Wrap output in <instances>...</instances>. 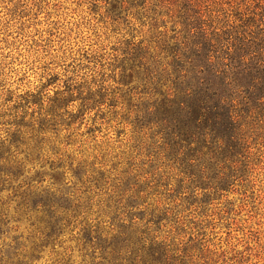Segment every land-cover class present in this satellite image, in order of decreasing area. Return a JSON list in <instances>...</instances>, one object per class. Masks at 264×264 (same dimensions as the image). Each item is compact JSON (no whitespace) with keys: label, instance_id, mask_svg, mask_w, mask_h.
<instances>
[{"label":"trees","instance_id":"16d2710c","mask_svg":"<svg viewBox=\"0 0 264 264\" xmlns=\"http://www.w3.org/2000/svg\"><path fill=\"white\" fill-rule=\"evenodd\" d=\"M207 1L131 0L137 19L148 25L147 39L125 42L114 61L122 85L135 75L139 86L132 92L116 97L102 82L86 81L74 98L73 90L45 94L44 85L2 112L0 125L9 127L0 135V191L15 190L22 212L34 213L46 230L29 251L18 238L0 244V264H34L49 239L63 232L55 224L63 220L66 227L92 208L96 223H84L80 232L86 239L104 236L99 248H108L109 258L89 264L218 263L204 243L185 241L166 222L173 208L197 202V191L230 184L238 158L264 122V0L232 14H214ZM118 99L132 146L144 157L140 165L112 174L105 162L65 160L60 151L76 141L75 125L105 105L117 106ZM72 101L79 103L75 109ZM46 180L51 187L43 190L74 188L80 196L37 197L34 190ZM59 200L67 204H55ZM6 225L0 219V236Z\"/></svg>","mask_w":264,"mask_h":264},{"label":"rangeland","instance_id":"374dc122","mask_svg":"<svg viewBox=\"0 0 264 264\" xmlns=\"http://www.w3.org/2000/svg\"><path fill=\"white\" fill-rule=\"evenodd\" d=\"M207 3L214 14H232L234 10L251 9L255 0H208ZM136 12L131 0H0V116L22 105L21 97L26 93L41 91L44 85L45 94L53 96L55 92L73 90L74 98L75 89L82 92L80 84L86 81L102 82L116 97L121 90L132 92V88L139 86L135 75L131 82L122 85L119 65L114 60L121 57L120 49L125 42L147 39L148 25L144 19H137ZM166 29L171 33L169 25ZM118 102L112 108L105 105L97 116L95 111L91 112L81 125H75L76 141L60 151L65 160L69 156L87 157L97 165L105 162L112 174L140 165L144 157L132 146L131 126L123 118L122 100ZM78 104L72 101L71 108ZM36 110L27 109L29 113ZM7 127L0 125L2 137ZM90 128L93 135L86 133ZM91 136H95V142ZM247 145L229 185L216 191H197L198 201L173 208L166 222V226L171 225L168 229L178 237L183 236L185 241L196 238L204 243L217 264H264V122ZM45 171L49 172L47 166ZM65 178L71 180L69 174ZM47 184L46 180L34 194L53 197L55 201L67 193L74 201L80 196L74 188L59 189L60 192L55 187L43 190L51 187ZM61 203L67 204L62 200L55 204ZM169 205L165 207L170 208ZM74 218H70L68 227L63 220L55 224L63 232L49 239L52 243L41 249V259L34 264H53L62 259L64 264H89L91 260L101 261V255L108 260L109 255H104L109 253L108 248H99L106 238L93 235L86 239L80 232L84 223H96V208H92L90 216ZM0 219L7 224L0 244L18 238L16 241L25 245L26 251L33 242L39 244V232L46 230L34 213L22 212L15 190L0 191Z\"/></svg>","mask_w":264,"mask_h":264}]
</instances>
